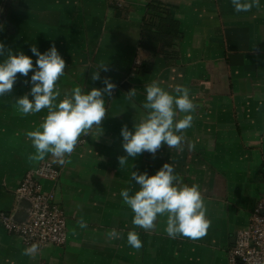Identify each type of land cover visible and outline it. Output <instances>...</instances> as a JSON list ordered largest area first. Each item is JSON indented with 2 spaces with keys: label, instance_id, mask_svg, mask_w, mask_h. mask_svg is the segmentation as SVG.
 <instances>
[{
  "label": "crops",
  "instance_id": "crops-1",
  "mask_svg": "<svg viewBox=\"0 0 264 264\" xmlns=\"http://www.w3.org/2000/svg\"><path fill=\"white\" fill-rule=\"evenodd\" d=\"M162 1L181 32L169 56L140 45L150 0H0V42L34 64L33 45L43 53L55 44L67 66L58 81L62 94L76 86L102 88L104 77L117 85L111 99L105 96L103 134L82 136L62 165L50 154L43 160L59 173L56 183L43 187L66 216V243L25 256L28 246L0 220V264H228L238 231L248 227L251 209L264 197V0L247 13L235 12L231 0ZM102 63L109 71L97 69ZM95 71L101 80H92ZM17 75L13 91L0 97V212L14 209L21 179L42 162L29 161L35 149L26 133L39 126L47 109L20 112L14 100L30 92L24 81L32 73ZM153 80L173 95L177 85L191 89L199 107L186 136L195 148L178 152L165 144L155 158L145 152L120 168L117 157L126 155L121 128L134 130L145 113V85ZM132 89L136 94L129 98ZM164 163L184 183L200 186L211 220L203 238H170L166 215L152 231L133 226L134 213L120 192L139 190L132 171L153 175ZM81 218L86 229L79 227ZM111 229L121 238L109 240ZM131 230L139 233V251L127 243Z\"/></svg>",
  "mask_w": 264,
  "mask_h": 264
},
{
  "label": "clouds",
  "instance_id": "clouds-1",
  "mask_svg": "<svg viewBox=\"0 0 264 264\" xmlns=\"http://www.w3.org/2000/svg\"><path fill=\"white\" fill-rule=\"evenodd\" d=\"M231 4L237 13L260 8V0H231ZM2 29L3 25H0ZM30 51L37 57L35 64L31 56L22 51L14 53L0 42V56H6L0 62V97L13 91L17 74L28 77L32 73L30 80L24 81L31 85L30 92L15 98L14 102L23 115L40 113L44 109H47V115L34 131L26 133L35 149V154L28 159L43 161L50 154L54 163L62 165L82 136L99 137L103 134L102 122L107 116L105 96L111 99L117 85L110 77H104L102 88L86 91L84 87L76 86L62 94L58 81L64 76L67 66L55 44L43 53L35 45ZM97 69L109 71L104 63ZM92 80H101L99 71L92 73ZM173 91L175 95L156 80L145 85L146 102L142 105L145 113L133 124L134 130H130L127 124L121 128L122 148L126 155L117 157L120 168L127 164L129 158L135 159L145 152L155 158L165 144L178 152H183L185 147L194 150L195 144L187 138L186 131L193 126L199 105L190 96V88L177 85ZM135 94L132 89L127 95L132 98ZM131 178L139 185V190L130 195L131 189L125 188L120 196L134 213V227L152 231L158 217L166 215L165 232L170 238L198 240L207 234L211 220L207 217L208 210L200 186L184 183L171 163H164L153 175L146 171H132ZM78 224L81 229L87 228L83 218ZM121 235L116 229L106 233L109 240L120 239ZM127 243L139 251L142 247L139 233L128 231ZM39 248L38 243H32L22 254L35 258Z\"/></svg>",
  "mask_w": 264,
  "mask_h": 264
},
{
  "label": "built area",
  "instance_id": "built-area-1",
  "mask_svg": "<svg viewBox=\"0 0 264 264\" xmlns=\"http://www.w3.org/2000/svg\"><path fill=\"white\" fill-rule=\"evenodd\" d=\"M3 1V0H2ZM120 5L119 1L116 3ZM59 173L51 161H42L26 171L15 194H22L32 201V213L20 225L10 219L11 212H0V220L9 234L17 235L30 246L38 243L63 246L67 239V219L55 202L54 194L44 190L43 182L56 183ZM264 264V197L251 209L249 225L238 231L233 246L228 251V264Z\"/></svg>",
  "mask_w": 264,
  "mask_h": 264
},
{
  "label": "trees",
  "instance_id": "trees-1",
  "mask_svg": "<svg viewBox=\"0 0 264 264\" xmlns=\"http://www.w3.org/2000/svg\"><path fill=\"white\" fill-rule=\"evenodd\" d=\"M181 36L179 22L170 16L162 0H150L142 19L140 45L151 52L158 48L171 55L170 48Z\"/></svg>",
  "mask_w": 264,
  "mask_h": 264
},
{
  "label": "water",
  "instance_id": "water-1",
  "mask_svg": "<svg viewBox=\"0 0 264 264\" xmlns=\"http://www.w3.org/2000/svg\"><path fill=\"white\" fill-rule=\"evenodd\" d=\"M122 87L127 89L129 87V83H122ZM15 202L16 204L14 209L11 211L10 219L17 224L22 225L26 223L32 213V201L22 194H16ZM236 264L241 263L237 261Z\"/></svg>",
  "mask_w": 264,
  "mask_h": 264
},
{
  "label": "rangeland",
  "instance_id": "rangeland-1",
  "mask_svg": "<svg viewBox=\"0 0 264 264\" xmlns=\"http://www.w3.org/2000/svg\"><path fill=\"white\" fill-rule=\"evenodd\" d=\"M3 4H1V6H2ZM2 24V23H1ZM7 48V47H6ZM8 49V48H7ZM0 58H2V60H0V62H2L5 58H6V56H1ZM3 99V98H2Z\"/></svg>",
  "mask_w": 264,
  "mask_h": 264
}]
</instances>
